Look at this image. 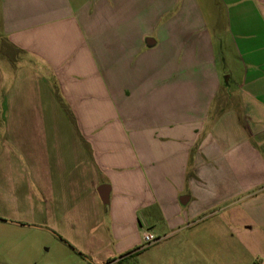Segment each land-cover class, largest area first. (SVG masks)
<instances>
[{
	"label": "crops",
	"instance_id": "obj_1",
	"mask_svg": "<svg viewBox=\"0 0 264 264\" xmlns=\"http://www.w3.org/2000/svg\"><path fill=\"white\" fill-rule=\"evenodd\" d=\"M261 192L264 0H0L10 230L119 264L162 222L241 214L214 242L264 264V211L236 209Z\"/></svg>",
	"mask_w": 264,
	"mask_h": 264
},
{
	"label": "rangeland",
	"instance_id": "obj_2",
	"mask_svg": "<svg viewBox=\"0 0 264 264\" xmlns=\"http://www.w3.org/2000/svg\"><path fill=\"white\" fill-rule=\"evenodd\" d=\"M236 209L253 215L264 211V192L256 194L246 203H240ZM246 216L237 214L232 217L224 212L215 214L207 211L196 222H191L189 227L175 229L167 228L162 222L156 230L160 234L158 242L141 247L139 254L130 255L119 264H225L226 255L230 257L229 262L234 258L236 264H245L250 252L244 245L238 243L235 250L228 255L214 242V236H218L219 228L229 229L246 223L249 220ZM0 264L89 263L45 233L35 229L15 232L0 220Z\"/></svg>",
	"mask_w": 264,
	"mask_h": 264
},
{
	"label": "built area",
	"instance_id": "obj_3",
	"mask_svg": "<svg viewBox=\"0 0 264 264\" xmlns=\"http://www.w3.org/2000/svg\"><path fill=\"white\" fill-rule=\"evenodd\" d=\"M159 241V237L153 233L147 232L144 234V245L149 246Z\"/></svg>",
	"mask_w": 264,
	"mask_h": 264
},
{
	"label": "water",
	"instance_id": "obj_4",
	"mask_svg": "<svg viewBox=\"0 0 264 264\" xmlns=\"http://www.w3.org/2000/svg\"><path fill=\"white\" fill-rule=\"evenodd\" d=\"M107 194L103 197V200L106 202L107 201Z\"/></svg>",
	"mask_w": 264,
	"mask_h": 264
},
{
	"label": "trees",
	"instance_id": "obj_5",
	"mask_svg": "<svg viewBox=\"0 0 264 264\" xmlns=\"http://www.w3.org/2000/svg\"><path fill=\"white\" fill-rule=\"evenodd\" d=\"M139 253V251H136V252H134L133 254H131L132 256L133 255H137Z\"/></svg>",
	"mask_w": 264,
	"mask_h": 264
}]
</instances>
